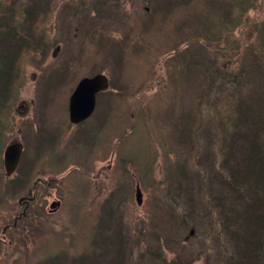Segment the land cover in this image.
Returning <instances> with one entry per match:
<instances>
[{
    "label": "trees",
    "instance_id": "obj_1",
    "mask_svg": "<svg viewBox=\"0 0 264 264\" xmlns=\"http://www.w3.org/2000/svg\"><path fill=\"white\" fill-rule=\"evenodd\" d=\"M49 2L51 0L1 1L4 7L0 9V111L3 105L18 96L24 84L25 55L43 49L39 35L42 28L37 25V19ZM64 3L74 5L78 10L74 1ZM98 10L100 15L117 13L103 7ZM76 12L72 11L74 15ZM190 15L189 24L193 23V30L187 29L171 50L163 48L160 70L152 73L153 85L144 75L139 82H146L145 89H141L140 83L137 85L144 95L156 92L149 98L150 102L139 100L136 88L131 89L120 82L117 79L120 71L116 69L111 71H115L111 76L113 93L128 98L124 103L135 122V131L142 124L141 111H137L142 105L156 111L161 106L166 108L165 113L160 110L162 114L174 116L169 137L190 142L196 180L203 192L200 197L203 237L197 258L206 249V256L210 255V243L226 248L221 264H264V0H198ZM220 48L224 50L223 57L217 54ZM186 79H189V85ZM190 93V98H186ZM254 99L256 101L252 102ZM1 126L0 123V150ZM186 134L189 140H184ZM166 142L167 135L154 140L153 146L157 144L155 154L160 157L172 154L171 148L165 146ZM121 157H124L123 153ZM129 160L131 162L133 156ZM137 165L141 166L139 162ZM177 168L178 172L168 171L157 181L158 187L164 183L171 190L185 177L183 168ZM23 170L22 164L16 174L21 187L28 184L27 177L21 180ZM184 179L173 191L178 196L171 195V202L164 208L166 216L187 230L194 217L195 202L185 191ZM9 181L10 178L0 174L2 189H8ZM220 186L231 193L224 189L218 191ZM180 195L186 200L184 207L180 206ZM227 196L228 206H237L239 210H223L226 205L221 202H225L223 198ZM209 203L222 208L219 212L213 211ZM142 217L143 222L151 218L148 214ZM17 222L22 228L27 227V215ZM125 230L120 225L104 238L113 240L111 242L123 239ZM134 231L137 241H133V234L129 233L125 246L140 249L136 257H140L141 264H151L146 255L155 249L149 243L153 235L139 226ZM196 236L194 229L190 237ZM164 243H167L164 237H155V244L162 254ZM106 253L105 249L96 246L87 257H73L68 264H90L93 256ZM65 254L54 249L38 256L37 264H47L46 260L48 264H59Z\"/></svg>",
    "mask_w": 264,
    "mask_h": 264
},
{
    "label": "rangeland",
    "instance_id": "obj_2",
    "mask_svg": "<svg viewBox=\"0 0 264 264\" xmlns=\"http://www.w3.org/2000/svg\"><path fill=\"white\" fill-rule=\"evenodd\" d=\"M1 1L0 6L4 7ZM53 1L43 8L37 19L39 27H48V35L52 39V41L49 39L52 45L50 50L54 46L58 47L56 50L54 47L52 59L48 57L49 64L54 66L48 70V93L55 86V79L59 78L60 71L57 69L68 67L71 69L70 71L74 70V74H77L81 72L77 68L78 66L83 67L84 71L94 66L102 67L105 72L109 71L111 76L115 75V71L111 72L113 69L119 70L120 77L117 79L128 84L131 89L139 90L137 87L139 83L141 89H145L146 82H139L143 75L145 80L153 85L152 73L160 70L163 48L170 49L177 39L185 35L187 29L193 30V23L189 24L187 20L189 17L191 18L190 14L198 0H99V5L102 4L105 10L114 9L118 13L116 17L113 14L110 15L111 13H103L105 15L103 18L99 16L90 18L89 13L92 10V5L89 0L86 4L90 8L85 10L82 5L79 6L80 10L76 16L72 14L74 5L65 4L62 0H59L58 5H55ZM66 1L73 2L74 0ZM150 5L152 11L146 12L145 6L150 7ZM13 7L15 8L14 3ZM121 18L125 22L124 26H115ZM176 25L179 27L177 28ZM96 28L100 29L101 34L94 33ZM58 42L59 44H57ZM223 52L224 50L220 48L217 54L223 57ZM25 59L24 70L28 79L37 78L42 81L47 73L41 74L31 64L29 54L25 55ZM189 83V79H186V84L189 85ZM70 85L71 81L70 83H59L53 91L54 104L57 105L54 113L60 118ZM33 88L34 86L30 82L21 95L22 101L25 102H21L20 97L16 107L14 105L16 110H23L24 104L30 101ZM155 93L144 95L139 90L138 98L143 102H148L147 100ZM190 96L191 93L186 98H190ZM255 99L251 101L255 102ZM143 106L137 110L141 111L140 121L142 123L138 132H132V137H130L129 132L135 122L129 119L127 138L125 139L128 142L126 148L133 150V161H138L141 166L135 167L138 163L135 162L133 167L127 165L129 171L125 172L123 164H114L109 169L113 179L101 182L92 192L99 195L94 196L90 193L93 184L88 187L83 184L76 186L71 177L66 178L65 181L58 178L50 186L41 183L43 186L39 190L41 195L35 196L27 209L28 226L22 228L17 222L16 225H10L3 234L1 231L3 226L13 221V217L21 210L18 194L25 190V185L19 186L20 180L13 176L10 178L8 189L0 187V264H37L38 256L45 255L54 249L66 253L59 264H68L73 257H87L96 246L99 249H105L107 253L104 255L102 253L100 257L93 256L90 264H141L140 257H136L140 249L125 246V239L129 238V233L133 234L132 240L137 241L134 229L138 226L143 231L147 230L149 235H153L149 243L155 249L147 252L146 255L151 260V264H179L191 261H196L197 264H221V258L226 252V248L221 245L208 243L210 255L206 256L208 251L206 249L197 258L198 246L203 237L201 233L203 228L200 224L203 217L202 211H200L203 208L200 197H203V192L196 180V167L192 160L191 144L189 141L174 139V136L169 137L174 116L169 113L164 115L160 112V110L164 112L166 108L159 106V111H156L154 108H143ZM144 119L146 120L144 121ZM119 126L120 124L113 126V135ZM80 135L81 132L76 138H80ZM163 135H167L165 146L171 148L172 154L160 157L155 154L157 144L154 146L153 144L155 139H162ZM183 137L184 140H189L188 134ZM13 138H17L16 132L14 134L10 132L8 139ZM8 139L7 141H9ZM121 139L122 137L118 139L120 144ZM36 144L41 147V140L39 142L34 138L32 147ZM76 156L70 153L67 159L74 161ZM32 159L35 160V164L25 165L27 172L21 179L26 180L27 173L32 172L30 179L27 180L29 184L31 179L45 172L44 168L50 167L46 166L45 160L39 154H35ZM179 166L183 168L185 176L183 177L185 178V191L195 202L191 226L197 231L198 236L196 237H190L188 234L191 226L184 230L165 215L164 205L171 202L169 200L171 195L178 196V193L173 191L178 188L183 178L174 184L171 190H168L164 183L159 187L157 185V181L162 180L168 171L178 172L179 168L177 167ZM48 176L49 173L42 175V177ZM197 178L203 184L201 178ZM222 189L231 193L224 187H218V191ZM35 191L37 193V185ZM75 193H79V195ZM56 198L62 202L56 210L51 211L49 203ZM179 200L180 206L184 207L186 200L181 195ZM80 201H87L88 204L81 207ZM223 201L225 202L221 203L226 205L223 210H239L236 209L237 206L232 208L228 206L229 196L224 197ZM209 206L211 210L217 212L222 208L216 207L213 203H209ZM145 214L150 215L151 218L143 222L142 215ZM120 225L127 229L124 231L123 239L111 242L113 240L104 238L105 235H110L114 229H118ZM157 235L164 237L167 242L164 243L163 254L155 244ZM186 236L187 239L184 238ZM46 262L48 264L47 260Z\"/></svg>",
    "mask_w": 264,
    "mask_h": 264
},
{
    "label": "flooded vegetation",
    "instance_id": "obj_3",
    "mask_svg": "<svg viewBox=\"0 0 264 264\" xmlns=\"http://www.w3.org/2000/svg\"><path fill=\"white\" fill-rule=\"evenodd\" d=\"M22 98L23 97H21V102H25L22 101ZM65 107L67 108V105H65ZM36 113L32 104L28 102L24 104L23 110L19 111L14 108L13 116L10 117L11 119L3 120L5 126L9 124L11 133H17V138H13V140L19 139L22 141L23 145L26 146L29 140L25 135L33 131V124L35 123V128L37 130L42 128L45 132L41 135L44 139L43 153H46L49 159L45 161L50 162L51 165L55 163L64 166L68 162L67 157L70 153L77 155L75 161L80 160L79 157L81 155H87L88 160L92 159L98 166V170L91 174L92 178L104 181H106V178L109 179L111 171H106L105 169L107 167L111 168V162L109 163L108 161L112 158V150L110 147L112 144V135L111 116L107 111H96V117H90V115L77 123H73L69 120L68 109H63L61 112V118L64 119L59 121L60 117L53 116L52 122L48 123L43 119L48 116H43L42 118L36 115ZM57 122V135L49 133L47 128ZM79 132H81L83 137L76 138ZM21 133H23V136ZM76 139L89 142L90 144L84 146L81 150L80 147H77V145L75 146ZM70 169L71 167L68 168V170ZM77 175V171H70L66 178L71 177L74 179Z\"/></svg>",
    "mask_w": 264,
    "mask_h": 264
},
{
    "label": "water",
    "instance_id": "obj_4",
    "mask_svg": "<svg viewBox=\"0 0 264 264\" xmlns=\"http://www.w3.org/2000/svg\"><path fill=\"white\" fill-rule=\"evenodd\" d=\"M106 85V76L103 74H96L91 78L84 77L78 82L70 97V112L73 120L77 121L91 112L94 107L95 92ZM19 153L20 148L16 144L6 148L4 163L7 174H10L15 169Z\"/></svg>",
    "mask_w": 264,
    "mask_h": 264
}]
</instances>
